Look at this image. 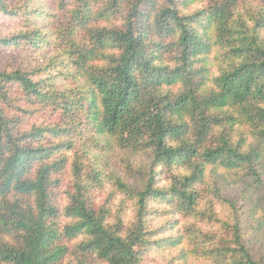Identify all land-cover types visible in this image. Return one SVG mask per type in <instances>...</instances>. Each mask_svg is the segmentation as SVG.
<instances>
[{
  "label": "trees",
  "instance_id": "1",
  "mask_svg": "<svg viewBox=\"0 0 264 264\" xmlns=\"http://www.w3.org/2000/svg\"><path fill=\"white\" fill-rule=\"evenodd\" d=\"M0 17V264H264V0Z\"/></svg>",
  "mask_w": 264,
  "mask_h": 264
},
{
  "label": "rangeland",
  "instance_id": "2",
  "mask_svg": "<svg viewBox=\"0 0 264 264\" xmlns=\"http://www.w3.org/2000/svg\"><path fill=\"white\" fill-rule=\"evenodd\" d=\"M13 28V25L10 23L9 19L0 17V32H5ZM31 52V51H30ZM29 51H24L16 48H1L0 49V62L9 67H22L24 64H27V56L30 53ZM32 55V53H31ZM159 224V221L156 222ZM194 264H198L194 262Z\"/></svg>",
  "mask_w": 264,
  "mask_h": 264
}]
</instances>
